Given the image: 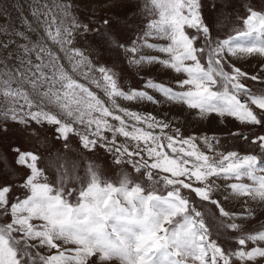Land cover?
<instances>
[{
    "label": "snow or ice",
    "instance_id": "obj_1",
    "mask_svg": "<svg viewBox=\"0 0 264 264\" xmlns=\"http://www.w3.org/2000/svg\"><path fill=\"white\" fill-rule=\"evenodd\" d=\"M149 4L153 18L142 36L118 47L131 54L130 65H159L176 75L173 84L149 77L142 88L128 90L111 69L96 66L76 47L75 36L89 29L77 21L71 2L17 0L0 7V21H8L0 23V116L24 128L51 126L65 151L77 137L82 150H103L118 167H130L113 181L91 162L83 176L75 164L71 170L55 164L50 179L48 166L41 167L44 157L13 148L12 162L26 174L15 196L12 182L0 183V264L264 259V226L234 237L238 247L225 250L213 238L205 207L217 210L219 229L239 230L238 214L226 210L220 197L264 202V134L249 139L234 133L254 146L243 154L218 151L219 142L205 136L200 139L206 152L173 120L120 103L179 105L201 118L216 114L264 128V12L248 7L231 32L213 38L201 0ZM249 59L257 60L255 74L237 66ZM0 164L7 166V159ZM246 212L253 215L250 208Z\"/></svg>",
    "mask_w": 264,
    "mask_h": 264
},
{
    "label": "rangeland",
    "instance_id": "obj_2",
    "mask_svg": "<svg viewBox=\"0 0 264 264\" xmlns=\"http://www.w3.org/2000/svg\"><path fill=\"white\" fill-rule=\"evenodd\" d=\"M94 1V0H93ZM16 3L17 0H0V7H3L9 3ZM20 4L27 5L30 0H18ZM64 2H71L74 7V15L80 24L91 25L94 28L92 34L88 40L93 43L94 47H97L100 52L109 49V46L118 47L123 45L124 39H121L120 34H125L126 37L135 39L138 36H142L144 26L147 21L152 17L150 14L149 0H116V5L113 7L114 11H109V7L105 6V0H99L101 5H104L107 10L101 12H92L91 9H87L86 0H64ZM95 2V1H94ZM114 3V2H112ZM111 3V4H112ZM149 5V6H148ZM202 15L205 23H207L212 29L213 38H219L225 36L231 32L232 28L238 24V18L242 17L247 8L251 7L253 10L264 12V0H201ZM116 13L111 16V22L108 26H105L103 19L107 18V14ZM15 17L16 13H12ZM113 18V19H112ZM119 20V21H118ZM120 22L119 24L114 22ZM8 21H0V23H7ZM96 31V32H95ZM82 37L87 34L81 31ZM190 35H195V30H189ZM88 35V34H87ZM111 37V41L108 39ZM121 40L117 42L115 38ZM85 40V39H84ZM102 40L105 43H102ZM126 45V43H124ZM124 45V46H125ZM243 61V60H242ZM237 66L241 67L244 71L250 73V66L246 67L240 60L236 61ZM250 86V81H245ZM3 110L0 105V111ZM228 119L223 125V141L220 146H217L218 151H254V146L249 142H245L240 135H233L234 133H242L244 136H248L251 139L253 134H264V128L249 127L242 124H237V128H229ZM20 148L22 151H33L44 157V162L41 167L48 166L49 178L56 172L55 164H66L67 168L71 170L73 164L76 165V173L80 176L84 175V170L89 162L96 165L98 170L108 179L115 181L121 171V169H130L127 165H120L119 167L112 163V157L109 154L103 155V150H98L95 153H88L79 147L78 138L72 137L69 141V149L65 151L63 148V141H56L54 139V130L51 126L37 127L32 125L29 128H24L22 125L13 123L9 120H5L0 116V161L5 158L8 161L7 166L0 164V183H3L5 179L13 183L14 189L13 195L19 194V186L22 179L26 174V169L17 167L12 161L14 159L13 148ZM57 157L61 159L57 160ZM135 179V175H133ZM233 203L223 201V206L230 212H236L238 214L236 222L241 225L239 230H224L219 229V216L214 206L206 205L208 209L206 216L210 229L213 232V238L218 239V242L225 249H232L238 247L234 242V237L239 236L241 233H250L261 229L264 226V216L257 218L254 215L247 216V212L243 202L236 201ZM249 204V203H248ZM215 218V219H214ZM227 222V221H226ZM217 232L220 233L217 236ZM249 247L251 244L248 245ZM262 259L258 261L261 263Z\"/></svg>",
    "mask_w": 264,
    "mask_h": 264
},
{
    "label": "crops",
    "instance_id": "obj_3",
    "mask_svg": "<svg viewBox=\"0 0 264 264\" xmlns=\"http://www.w3.org/2000/svg\"><path fill=\"white\" fill-rule=\"evenodd\" d=\"M94 1L86 0L87 9H91L92 12H101L104 10L106 11L108 7H109V11H111L115 8L114 6L116 5V0H105L107 1L105 4L106 7L108 5L107 8H105L104 5H101L99 0H94ZM115 14L116 13H114V15ZM112 15L113 13L107 14L106 15L107 18H104L103 20H108L110 23ZM118 21L114 22L113 25H115V23L119 24L120 22ZM81 25L84 24L82 23ZM87 26L89 29V31L87 32L88 35L85 34L82 37L83 33L80 32L75 36L74 43L76 47L80 48L94 62L96 66H104L108 69H111L112 72L115 74L116 78L118 79V82L120 83L121 87H123L125 90L133 89V88L135 89L142 88L144 80H146L149 77H151L153 80L157 82L173 84L172 77L176 75L175 73L167 71L159 65H148V64L130 65L128 63V60L131 54L125 53L124 49H119L108 45L109 49L100 52L98 48L94 47L93 43L88 40V37L90 35H92V37H94L95 35L92 34L94 28H92L91 25L90 26L87 25ZM119 36L121 37V39H124V43H126V45L124 43L123 45H125V47L130 46L131 42L134 40L132 38L126 37L125 34H120ZM114 38L115 40H117V42H121V40L116 39V37ZM150 42H154V41L151 40L150 38ZM102 43H105V41L102 40ZM151 52L152 50L142 49V54H149ZM240 61L243 64H245L246 67L250 66L251 74H255L258 71L256 59H249L247 61L240 60ZM250 87H259V85H254V83L250 81ZM154 95H156L159 98L158 94H154ZM120 103L124 107H128L132 110L139 111L141 113H152L158 118H167L169 120H173V122L181 128L183 135L185 136L194 135L197 138L198 146L201 148V150H204L206 152L208 151V149L205 147V145L203 144L200 138L205 136L210 138L214 137L215 140L219 142L218 146H220V144L223 141V136H224L223 134L224 132H226L223 131V125L227 121V119L231 131L233 127L237 128L235 127V125L240 123L239 121L235 120L232 117H221L216 114H212L204 118H201L197 115V112L195 111L189 112L186 109H181L179 105L174 106L170 104H151L148 102L135 103V102H126V101H120ZM246 152L249 151H243L241 153L243 154ZM209 154L211 155V153ZM103 155H106L105 152H103ZM220 198L222 201H227L228 203H233V201L235 200V199L224 200L223 197ZM236 201H238V203L243 202L242 200L237 198ZM243 204L245 206V209L246 208L251 209L255 217L260 218L264 216V202L249 200L247 202V205H245L244 202ZM258 264H264V259H262V262Z\"/></svg>",
    "mask_w": 264,
    "mask_h": 264
},
{
    "label": "trees",
    "instance_id": "obj_4",
    "mask_svg": "<svg viewBox=\"0 0 264 264\" xmlns=\"http://www.w3.org/2000/svg\"><path fill=\"white\" fill-rule=\"evenodd\" d=\"M206 21V20H205Z\"/></svg>",
    "mask_w": 264,
    "mask_h": 264
}]
</instances>
